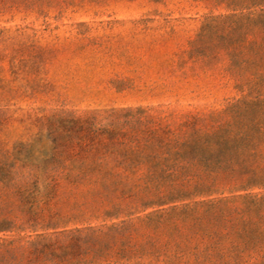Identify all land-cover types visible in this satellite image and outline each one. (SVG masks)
<instances>
[{"label": "trees", "instance_id": "16d2710c", "mask_svg": "<svg viewBox=\"0 0 264 264\" xmlns=\"http://www.w3.org/2000/svg\"><path fill=\"white\" fill-rule=\"evenodd\" d=\"M104 1L0 0L43 19ZM190 1L210 14L179 67L220 66L240 97L177 122L54 114L47 149L0 145V264H264V0Z\"/></svg>", "mask_w": 264, "mask_h": 264}, {"label": "rangeland", "instance_id": "374dc122", "mask_svg": "<svg viewBox=\"0 0 264 264\" xmlns=\"http://www.w3.org/2000/svg\"><path fill=\"white\" fill-rule=\"evenodd\" d=\"M209 14L190 0H105L43 19L0 2V145L33 143L54 114L223 110L240 96L220 66L179 67Z\"/></svg>", "mask_w": 264, "mask_h": 264}]
</instances>
